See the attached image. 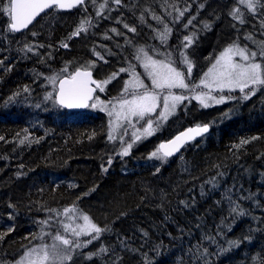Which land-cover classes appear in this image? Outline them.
Listing matches in <instances>:
<instances>
[{
	"label": "trees",
	"instance_id": "obj_1",
	"mask_svg": "<svg viewBox=\"0 0 264 264\" xmlns=\"http://www.w3.org/2000/svg\"><path fill=\"white\" fill-rule=\"evenodd\" d=\"M102 2L97 0L94 5L92 0H85L69 12L48 9L20 34L8 29L10 20L0 13V59L7 58L0 65V137H4L0 140V264H15L29 247L50 244L52 235L63 231L60 221L65 223L66 217L50 214L46 209L62 214L70 206L108 229L99 240L77 250L71 264H203V260L196 259L197 244L201 251L208 247L211 253L218 251L219 244L227 247L224 239L218 238L219 244L212 245L204 237L215 235L217 226L228 217L225 196L229 189L234 190V199L252 197L239 200L249 215L235 223L231 219L225 221L232 226L231 232L225 229L226 239L242 243L207 259L210 264H262L264 86L247 101L241 99L237 90L215 92L216 96L235 99H231L230 106L202 108L191 118L182 115L179 127L161 128L126 157L117 155L118 149H109L107 118L103 113L66 111L51 101L44 102L43 97L46 92H55L45 77L66 75L60 73L66 65L70 71L87 66L90 61L96 62L93 69L102 68V72L112 73L118 67L131 65L138 69L139 62L134 58L136 43L155 58L163 59L155 56L152 49L161 53L173 51L185 35L191 34L192 26L184 28L191 16H196L193 24L198 37L193 45L194 56L208 54L212 50L209 43L216 37L237 38L242 32L243 37L256 36L257 42L262 41L264 9L258 8L253 16L240 6L245 19L240 24L229 15L236 0H122L120 5L109 0L103 13L106 18H99L96 10ZM202 3L205 7L197 11ZM189 5L180 22H174L176 16L170 19L168 26L173 32L167 44H161L153 29L164 23L153 19L152 13L163 20L168 11L173 13ZM208 6L217 11L206 17ZM85 18H91L92 26L72 37ZM204 23L210 28L205 29ZM124 24L135 26L137 32H128ZM113 28L122 34L113 33ZM63 43L69 47H62ZM26 44L34 51H22ZM94 52L103 59H97ZM263 60L257 58V62L264 63ZM180 68L186 71L183 65ZM25 86L30 92L23 91ZM15 93L19 95L9 100ZM104 94V99L110 100L108 92ZM38 103L40 108L35 106ZM204 124L210 126V132L186 145L176 157L163 163L149 158L159 142L187 126ZM25 136L31 143L22 145L19 141ZM241 140L249 143L233 148ZM109 156L113 158L110 166ZM212 177L217 178L215 188L210 183ZM44 219H49V225L44 227L48 235L41 239L38 221ZM101 246L108 252L86 258Z\"/></svg>",
	"mask_w": 264,
	"mask_h": 264
},
{
	"label": "snow or ice",
	"instance_id": "obj_2",
	"mask_svg": "<svg viewBox=\"0 0 264 264\" xmlns=\"http://www.w3.org/2000/svg\"><path fill=\"white\" fill-rule=\"evenodd\" d=\"M108 2L109 0H103L102 3L98 4L96 17L106 18L103 16V13L108 6ZM111 2L120 5L122 0H111ZM0 3H3V7L0 8V13L4 14L10 20L7 26L8 29L16 33L28 28L34 19L45 12L46 9H70L84 4L85 0H0ZM92 3L96 5L97 0H92ZM240 6H243L247 10V13L255 16L258 8L264 9V0H236V4L233 6L229 15L240 24H244V13L241 11ZM190 7L191 5L182 10L176 9L178 14L174 22H180ZM204 7L205 5L203 3L200 4L197 11ZM152 18L158 23H163L161 17L155 13H152ZM143 19V16H141V22H143ZM195 20L196 16L188 18L187 23L184 24V28L187 29L189 26H194L193 22ZM117 22L119 23L120 21ZM90 26H92L91 18L82 19L71 36L76 37L81 33L87 32ZM203 27L208 29L210 25L204 23ZM261 27L264 28V21H261ZM124 28L131 33L137 32L135 26L124 24ZM111 31L117 35L122 34L117 32L115 28L111 29ZM153 31L157 32V38L161 41V44H167L173 29L165 23L162 31L157 29H153ZM33 35H36V33H33ZM69 38L71 39V37ZM105 38L108 39L110 37L105 36ZM197 38L196 32L185 35L173 51L161 53L159 49L153 48L152 52L154 55L162 56L163 59L154 58L143 47H139L134 58L144 69L143 75L147 76L151 85L148 86L141 79V74L135 71L136 65H131L130 70L122 67L119 69V72L127 71L130 80L125 81L121 98L115 100V102L108 101L106 103L105 101H101L98 96L93 95L96 89L103 92L104 85L110 83L111 80L119 75V73H112L105 81L93 79L91 69L96 67L95 61H90L87 66L78 67L75 71H70L66 65L60 70V73L66 75L53 74L45 77L57 90L54 93L46 92L43 100L44 102L51 101L60 108L80 109L91 107L95 109L99 107L100 111L107 112V115L110 117L108 139L109 141L119 139L121 150L117 155L126 157L130 154L135 143L154 135L167 122L169 117L176 114L178 108L184 101L197 100L203 107L207 108L212 103L219 105L225 103L228 99H235L232 96L220 95L217 97L213 95L214 92L222 93L225 90L228 92L239 90L242 94L241 99L247 101L256 95L257 86H264V63L257 62L258 57L264 59V40L258 42L253 41L258 45L257 50H252L247 45L241 47L238 43L233 42L215 57L211 67L204 73L200 81L198 83L193 82L191 78L195 65L188 50L195 44ZM246 39L252 40L253 37L248 35ZM126 43H130V41H126ZM61 46L64 48L69 47L67 43H63ZM22 51L33 52L34 50L32 46L26 44ZM174 53L178 55L174 56ZM94 55L97 59H103V56L99 52H94ZM237 57H239V60L236 59ZM4 59H0V65L4 64ZM180 65H183L186 71H182ZM8 70H11V66H9ZM90 85H95V89L90 87ZM200 89H206L207 91H201ZM174 90L181 91L176 92ZM23 91L27 93L30 92V89L28 86H25ZM184 93H191V95H185ZM16 95H19V93H15L12 97H9V100H13ZM93 100L96 102L90 103ZM109 105L111 106L110 110ZM35 106L40 108L41 104L38 103ZM225 115L228 114L226 113ZM140 121H146V123L142 127L137 128L136 125ZM128 126H131L133 129L131 142L124 140V136L129 131ZM209 128L210 126L208 124L190 127L171 140L161 142L157 149L150 154L149 158L158 160L161 163L166 162L169 157L179 153L186 144L208 133ZM120 131L123 134L118 135ZM91 138L89 137V139ZM3 139L4 137H0V140ZM253 139H258V137H253ZM26 141L31 143L27 136L20 139L19 143L23 145ZM247 143H249L248 140H241L239 144L233 145V148L239 149ZM112 162L113 158L109 156L108 165L110 166ZM102 169L105 172L108 170L103 165ZM156 171L159 172V168ZM218 175H223V173H218ZM210 183L215 188L218 183L217 178L212 177ZM233 191V189H229L225 196L229 204L228 217H225L221 221V224L217 226L215 235L204 237L212 245L219 244L218 238L224 239L227 247L219 244L218 251L211 253L208 247H204L201 251L200 245L197 244L195 246L197 249L196 259L203 260V264H210L207 257L213 254L220 255L229 252L233 248L239 247L242 243L240 240L226 239L225 229L227 232H231L232 226L225 221L231 219L235 223L239 218L249 215L248 210L241 205L239 200H250L252 197L241 196L237 200L233 198ZM181 203L184 202L181 201ZM46 211L50 214L55 213L57 216L63 215L69 221H75L77 218H80L84 223L73 226L72 223H63V221H60L63 231H57L52 235V244L41 243L26 249L15 264H71L73 254L77 250L87 248L93 241L99 240L103 232L108 231L106 227L102 228L92 222L88 215L79 214L75 206L65 207L62 214L57 212L56 209H46ZM49 219L38 221L41 225L39 237L41 239L48 235V233L44 232V227L49 225ZM12 230V228H9V231ZM145 235L147 234L145 233ZM81 237H90V239L82 241L80 239ZM0 239H3V237L0 236ZM245 239H250V237H246ZM107 252L108 249L101 246L98 251L89 253L86 258L90 260L94 256H99Z\"/></svg>",
	"mask_w": 264,
	"mask_h": 264
},
{
	"label": "rangeland",
	"instance_id": "obj_3",
	"mask_svg": "<svg viewBox=\"0 0 264 264\" xmlns=\"http://www.w3.org/2000/svg\"><path fill=\"white\" fill-rule=\"evenodd\" d=\"M211 11L212 12L213 11L215 12L217 10L213 9V7L211 9H209V6H208V8L206 10V17H209L208 15H209V13H211ZM169 13H170V15H169ZM177 14L178 13H177L176 10L173 11V13L171 11H168L167 14H166V16H165L166 18L163 19L164 20L163 23L164 24L166 23L168 25H171L170 19H172L173 17L177 16ZM163 25L160 24V28H157V30L162 31L163 30ZM191 28H192L191 29V33L192 32H196V30H194L195 24ZM226 34L227 33H225V35ZM239 34H240V36H237V38H233V36H223V38H219L218 39L216 37V39H213V41H211V43H209V49L210 50L212 49V50L209 51V53L208 54H205V55H200L199 54L197 56H194V54H195L194 53V49H195L194 46H192L188 50L190 52L191 59L194 62V65H195V67L193 69V73H192V78H191L193 82L198 83L200 81V79L203 77L204 73L207 72L208 69L211 67V64L214 62L215 57L218 56L219 53L221 51H223V49L225 47H227L228 45L232 44L233 42L238 43V41H242L243 44L244 45H247L250 49L256 50V48H257L258 45L253 42V41H257L256 40V36H252L253 39L250 42H248V39H246V36L243 37L242 32L239 33ZM224 37H228V38L225 40ZM221 39H224V40L222 41ZM242 42H241V44L238 43L241 47H243L242 46ZM139 47H143L142 44H137L136 43L134 45L135 51H137V49ZM144 50H145V48H144ZM149 55H151V54H149ZM236 59L239 60V57H237ZM122 67L125 68V69H129L130 70V67H125V66H122ZM122 67H118L115 71H112V73H119V75L115 79L111 80L110 83L104 85V91L103 92L100 91V94L102 93V95L101 96L99 94L98 95L97 94L95 95V96H98L101 101H105L106 103L108 101L115 102V100L121 98V92H122V89L125 86V81L130 80L129 73L127 71L126 72H122V73L119 72V69L122 68ZM92 70L95 71V73L97 74L98 77H96V78H97L98 81H105V80H107L112 75V73H110L111 71H108V70L102 72V68H101L100 71L98 70V68H97V70H95V69H92ZM135 71L137 73H140L141 74V79L144 80L145 84H147L148 86L151 85V82H150V80H148L147 76L146 75H143L144 69L140 65L138 66V69H135ZM260 87L261 86H257V90H259ZM200 90L201 91H207L206 89H200ZM174 91L180 92L181 90H174ZM225 91H227V90H225ZM237 91H239V90H237ZM246 91H248V90H246ZM104 92H108V94L110 95V100H105L104 99V97H103V96H105ZM116 94H118V96L117 97H114ZM184 94L185 95H191V93H184ZM213 95H215V92L213 93ZM93 102H96V101L93 100L90 103H93ZM231 103H232L231 99H228V100H226L225 103H222V104H219V105L212 103L210 107H220V106H223V105L230 106ZM108 107H109V110H110L111 106L109 105ZM210 107H207V108H210ZM202 108H205V107H203L197 100H186L178 108L176 114L173 115V116H171V117H169V119L167 120V122H165L161 128H165V127H168L170 125L172 126V128L179 127L181 125V121L183 122L182 115H186V116H188L187 118H189V117L191 118L192 115L194 114V112H196V111H198V110H200ZM87 110L94 111V112H100V113H103L106 116V118H107V132H106L107 141L106 142H107L110 150L113 151V150H117L118 149L120 151L121 150V145H120L119 139H116L115 141H109V139H108L110 117L107 115V112L100 111V108L99 107H97L95 109L89 107V108H87ZM145 123H146V121H143V122L140 121V123L138 125H136V127L137 128H140ZM128 128H129V131H128V134L124 136V140L127 141V142H131V139H132L131 133H132L133 129L131 128V126H128ZM120 134H123L122 131L118 132V135H120ZM154 135H152V136H150V137H148L146 139H143V140L135 143L134 146H133V148L131 149V151H133L134 149H136L144 141H146L147 139L153 137ZM78 213L79 214H85V213H83L80 210H78ZM86 215H88V214H86ZM65 221H66L65 223H72L73 226H76L77 224H83L84 223V221L82 219H80V218H77L75 221H69L66 218ZM52 243H53V241L50 244H52ZM34 246H36V245H34Z\"/></svg>",
	"mask_w": 264,
	"mask_h": 264
},
{
	"label": "water",
	"instance_id": "obj_4",
	"mask_svg": "<svg viewBox=\"0 0 264 264\" xmlns=\"http://www.w3.org/2000/svg\"><path fill=\"white\" fill-rule=\"evenodd\" d=\"M78 6H80V5H78ZM78 6H76V7H73V8H70V9H63V10H61V9H57L58 11H61V12H69V11H72L73 9H75V8H77ZM48 9H46L45 11H47ZM44 13V12H43ZM43 13H41L40 15H42ZM39 15V16H40ZM39 16H37L35 19H34V21L39 17ZM33 21V22H34ZM33 22H32V24H33ZM32 24H30L29 26H28V28L32 25ZM28 28H26V29H23L21 32H16V33H14V34H20V33H22V32H25ZM13 33V32H12ZM92 71V70H91ZM92 78L93 79H95V80H97L95 77H94V74H93V71H92ZM98 81V80H97ZM90 87H92V88H94L95 89V85H90ZM56 90H57V88H56ZM98 89H96V91H97ZM96 91L94 92V94L93 95H95L96 94ZM59 107V106H58ZM61 109H63V110H66V111H70V112H84L87 108H80V109H67V108H61ZM196 125H194V126H189V127H186V128H184V129H182L181 131H179V132H177L173 137H175L176 135H178L179 133H181V132H183V131H185L186 129H188V128H190V127H195ZM209 132H210V128H209ZM208 132V133H209ZM208 133H206V134H204L203 136H205V135H207ZM203 136H200V137H197L195 140H197V139H199V138H201V137H203ZM172 137V138H173ZM172 138H170L169 140H171ZM194 140V141H195ZM166 141H168V140H166ZM166 141H161V142H166ZM194 141H191V142H189L188 144H190V143H192V142H194ZM161 142H159V144L161 143ZM158 144V145H159ZM188 144H186V145H188ZM185 145V146H186ZM184 146V147H185ZM183 150V148L181 149V151ZM180 151V152H181ZM179 152V153H180ZM179 153H177V154H175V155H173L172 157H169L168 159H170V158H173V157H176Z\"/></svg>",
	"mask_w": 264,
	"mask_h": 264
}]
</instances>
